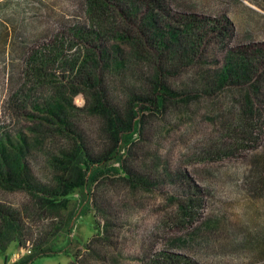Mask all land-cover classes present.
Listing matches in <instances>:
<instances>
[{"label":"rangeland","instance_id":"rangeland-1","mask_svg":"<svg viewBox=\"0 0 264 264\" xmlns=\"http://www.w3.org/2000/svg\"><path fill=\"white\" fill-rule=\"evenodd\" d=\"M85 1L0 0V264H69L77 250L74 264H169L168 257L188 264H264V200L251 198L243 186L247 153L229 149L223 139L237 111L226 92L185 102L171 98L163 110L142 111L141 137L133 136L110 167L89 174L86 186L67 196L65 209L41 201L51 198L64 173L54 159L78 140L93 155L107 144L104 120L90 111L91 90L72 85L88 45L108 49L113 43L105 35L97 43L92 33L80 39L79 29H95ZM167 1L178 13L224 14L234 27L228 49L264 43V0ZM134 5L145 14L138 1ZM226 51L208 47L201 70L218 69ZM40 64L36 78L32 70ZM108 66L100 63L101 84L94 89L123 111V92L115 88L123 83L112 80ZM192 78L187 67L170 82L178 89ZM75 88L80 93L74 95ZM191 89L198 87L184 90ZM58 93L71 99L64 129L37 109ZM18 138L21 152L12 148ZM21 168L11 184L10 175ZM25 248L31 253L17 258Z\"/></svg>","mask_w":264,"mask_h":264},{"label":"trees","instance_id":"trees-1","mask_svg":"<svg viewBox=\"0 0 264 264\" xmlns=\"http://www.w3.org/2000/svg\"><path fill=\"white\" fill-rule=\"evenodd\" d=\"M136 1L139 2V8L145 7V14H138L134 5ZM85 3L86 14L95 29H79L80 39L89 38L92 33L98 39L97 43L108 36L114 44L109 45L108 49L97 44L88 45L77 68V82L73 80L72 85L78 83L91 90L90 111L104 120L107 144L93 155L78 140L70 152L54 159L64 173L58 177L51 198L45 197L41 201L51 207L65 209L68 205L67 196L86 186L89 174L99 167H110V163L120 159V149L128 146L133 136L141 137L142 111L163 110L171 98L185 102L191 96L197 98L211 91L213 94L228 93L231 105L237 106L234 121L224 129L223 139H228L229 149L247 153L248 167L242 178L243 186L248 196L264 200V143L260 142V136L264 134V43L238 44L234 49H228L227 43L234 27L224 14L205 18L195 12L178 13L170 8L167 0H86ZM131 3V11L125 9V4ZM213 44L227 49L225 57L222 63H215L218 69L203 71V57ZM101 62L110 65V70L113 69L112 80L118 82L120 79L123 83H117L115 87L123 92L124 100L118 104L124 107L123 111L111 99L112 103L110 95L109 98L94 89L101 84ZM72 63L75 64L76 60ZM41 66L33 67L36 78L40 77ZM187 67L193 72L194 78L183 88L175 89L170 79L174 80ZM128 82L132 85L129 86ZM189 84L196 85L198 89L184 90ZM78 89L75 88L74 95L80 93ZM70 104L71 99L67 100L58 93L52 103L37 109L41 114H46V120H54L64 129L67 123L63 117ZM17 141L18 145L12 148L21 152L23 139L18 138ZM0 149H3L2 143ZM21 171V174L10 175L11 184L21 178L24 170L21 168ZM124 171L130 180L131 174ZM192 201L181 206L182 215L189 213ZM94 223L97 224L95 219ZM94 238L96 236H92L88 242ZM1 243L0 247L3 248ZM78 253V250L74 252V260L69 264L75 263ZM167 259L169 264H188L179 262L177 258ZM28 262L26 260L22 264Z\"/></svg>","mask_w":264,"mask_h":264},{"label":"built area","instance_id":"built-area-1","mask_svg":"<svg viewBox=\"0 0 264 264\" xmlns=\"http://www.w3.org/2000/svg\"><path fill=\"white\" fill-rule=\"evenodd\" d=\"M31 253V251L27 248H25V250H21L20 254L17 256V258H19L20 256L23 257V256H26V255H29Z\"/></svg>","mask_w":264,"mask_h":264}]
</instances>
